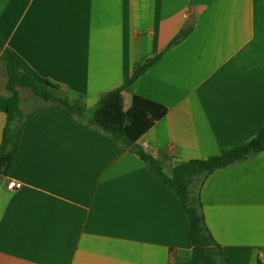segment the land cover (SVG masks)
I'll return each instance as SVG.
<instances>
[{
    "label": "crops",
    "instance_id": "crops-1",
    "mask_svg": "<svg viewBox=\"0 0 264 264\" xmlns=\"http://www.w3.org/2000/svg\"><path fill=\"white\" fill-rule=\"evenodd\" d=\"M0 36L36 82L114 128L129 102L116 90L162 54L132 92L168 108L138 140L168 177L264 125V0H0ZM27 101L36 110L0 178V264H185L192 242L174 192L135 153ZM10 178L22 188L9 190ZM200 199L230 263L264 264V151L211 173Z\"/></svg>",
    "mask_w": 264,
    "mask_h": 264
},
{
    "label": "trees",
    "instance_id": "trees-1",
    "mask_svg": "<svg viewBox=\"0 0 264 264\" xmlns=\"http://www.w3.org/2000/svg\"><path fill=\"white\" fill-rule=\"evenodd\" d=\"M189 32V28L181 30L166 50L182 41ZM161 55L158 54L145 60L129 80L116 90V92H124L129 102L124 115V126L114 128L89 118L87 109L83 105L79 102L71 103L67 96L58 94L59 86L49 82H36L31 72L5 47L0 36V60L6 63L8 75L6 89L10 93L6 103V126L0 144V178L9 174L19 149L23 128L36 110L24 113L21 108L19 89H25L43 103L61 110L79 122H84L86 126L102 134L109 141L120 145L124 150L135 153L150 172L174 192L188 220L192 242L191 256L185 264H231L206 226L200 191L206 178L214 171L242 163L264 151V125L249 141L221 148L220 154L207 159H196L177 164L173 167L172 175L166 176L160 164L143 150L138 140L167 114L168 108L132 92L134 82L156 64ZM85 117L86 120H84Z\"/></svg>",
    "mask_w": 264,
    "mask_h": 264
},
{
    "label": "rangeland",
    "instance_id": "rangeland-1",
    "mask_svg": "<svg viewBox=\"0 0 264 264\" xmlns=\"http://www.w3.org/2000/svg\"><path fill=\"white\" fill-rule=\"evenodd\" d=\"M21 97H22V102L23 100L26 101V103L24 104L25 106H27V108H24L25 112H28L30 110L33 109L34 106H32V104L30 103V101H27L28 99L34 97L30 91L28 90H23V89H19ZM115 108H117V104H114V106H112V113H115ZM87 118L85 117L84 120H86ZM95 127V126H94Z\"/></svg>",
    "mask_w": 264,
    "mask_h": 264
},
{
    "label": "water",
    "instance_id": "water-1",
    "mask_svg": "<svg viewBox=\"0 0 264 264\" xmlns=\"http://www.w3.org/2000/svg\"><path fill=\"white\" fill-rule=\"evenodd\" d=\"M5 73H6V78L8 80V75H7V70H6V63L4 61L0 60V78ZM9 96H10L9 91L6 88L0 86V100L5 103Z\"/></svg>",
    "mask_w": 264,
    "mask_h": 264
},
{
    "label": "built area",
    "instance_id": "built-area-1",
    "mask_svg": "<svg viewBox=\"0 0 264 264\" xmlns=\"http://www.w3.org/2000/svg\"><path fill=\"white\" fill-rule=\"evenodd\" d=\"M189 8H190V6H187V7H186L187 10H189ZM174 149H175V147H174L173 145H170V146L168 147V150H169V151H173ZM7 188H8L9 190H15V191H17V190H20V189L22 188V183L19 182V181H17V180H14V179L10 178V179H8V181H7ZM258 256H259L260 258L263 257V253L260 252V253L258 254Z\"/></svg>",
    "mask_w": 264,
    "mask_h": 264
}]
</instances>
